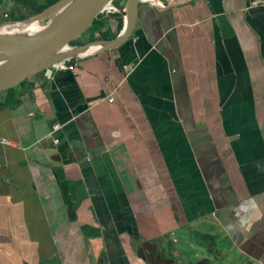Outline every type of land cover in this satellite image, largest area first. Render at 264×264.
Returning <instances> with one entry per match:
<instances>
[{
    "label": "crops",
    "instance_id": "crops-1",
    "mask_svg": "<svg viewBox=\"0 0 264 264\" xmlns=\"http://www.w3.org/2000/svg\"><path fill=\"white\" fill-rule=\"evenodd\" d=\"M67 64L0 93V264H264V5L140 3Z\"/></svg>",
    "mask_w": 264,
    "mask_h": 264
},
{
    "label": "water",
    "instance_id": "water-1",
    "mask_svg": "<svg viewBox=\"0 0 264 264\" xmlns=\"http://www.w3.org/2000/svg\"><path fill=\"white\" fill-rule=\"evenodd\" d=\"M113 1L58 0L30 19L0 25V28H8L14 23L23 26L42 24L35 32H0V93L20 85L54 63L79 58L93 51L115 49L127 41L133 31L138 5L151 0H125L121 11L125 18L124 27L116 38L81 46L70 45Z\"/></svg>",
    "mask_w": 264,
    "mask_h": 264
},
{
    "label": "rangeland",
    "instance_id": "rangeland-1",
    "mask_svg": "<svg viewBox=\"0 0 264 264\" xmlns=\"http://www.w3.org/2000/svg\"><path fill=\"white\" fill-rule=\"evenodd\" d=\"M37 4H41L43 0H35ZM117 3V1H113ZM39 14V13H38ZM35 8L32 5H27L24 0H0V25L9 21H23L30 19L36 15ZM25 16V19L22 17ZM24 23V22H21ZM11 27L6 29L10 30ZM23 25L19 27L22 29ZM25 28V27H24ZM9 32V31H8ZM89 34H87L88 36Z\"/></svg>",
    "mask_w": 264,
    "mask_h": 264
},
{
    "label": "built area",
    "instance_id": "built-area-1",
    "mask_svg": "<svg viewBox=\"0 0 264 264\" xmlns=\"http://www.w3.org/2000/svg\"><path fill=\"white\" fill-rule=\"evenodd\" d=\"M248 1L251 4H253V5H264V2L261 1V0H248ZM104 12H118V10L115 7L111 6V9H107ZM41 25L42 24H38L37 26L39 28H41ZM73 68H74V66L73 65H68L67 64V61H62V62H57V63L52 64L51 66H49L48 68H46L45 70H43V72H44V74L47 77H49V76H51V74H52L53 71H61V70H69V71H71V70H73ZM124 70L125 71H128V70H130V67L129 66H124ZM109 100L112 101L111 98H109ZM60 128H61V126L58 125V124L53 125L52 128H51V134H54ZM0 143L1 144H7L8 142H6L5 139H3V138L0 137ZM57 143H58V140H54V144H57Z\"/></svg>",
    "mask_w": 264,
    "mask_h": 264
},
{
    "label": "trees",
    "instance_id": "trees-1",
    "mask_svg": "<svg viewBox=\"0 0 264 264\" xmlns=\"http://www.w3.org/2000/svg\"><path fill=\"white\" fill-rule=\"evenodd\" d=\"M58 0H43V2L41 4H37V2L35 0H24V2L28 5H32L35 8V12L36 14L42 12L43 10H45L46 8H48L49 6H51L52 4H54L55 2H57ZM100 18V15L97 16V18L94 20L93 24L91 25V29H93L94 27H96L97 25H99L100 23L98 22ZM22 19H25V16L22 17ZM89 28V29H90ZM22 84V83H21ZM20 84V85H21ZM13 89V88H12ZM12 89L6 91L9 92ZM64 189V187H62Z\"/></svg>",
    "mask_w": 264,
    "mask_h": 264
},
{
    "label": "bare ground",
    "instance_id": "bare-ground-1",
    "mask_svg": "<svg viewBox=\"0 0 264 264\" xmlns=\"http://www.w3.org/2000/svg\"><path fill=\"white\" fill-rule=\"evenodd\" d=\"M111 6H113V5L111 4L109 8H111ZM20 25H21L20 23H14V24H12L10 30L6 29L5 26H3V27L0 28V32H3V33L8 32V31H10V32H18L20 30H23L25 32H33V31L35 32L39 28L38 26H36L35 23H31L28 26L24 25L22 29H19Z\"/></svg>",
    "mask_w": 264,
    "mask_h": 264
}]
</instances>
